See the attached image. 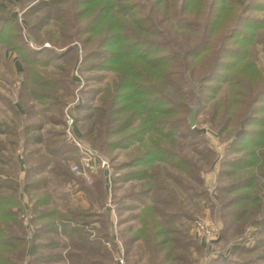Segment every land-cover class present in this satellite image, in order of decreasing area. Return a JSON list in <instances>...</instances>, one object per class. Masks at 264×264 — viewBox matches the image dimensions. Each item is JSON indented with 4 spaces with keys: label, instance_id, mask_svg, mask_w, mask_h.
Listing matches in <instances>:
<instances>
[{
    "label": "trees",
    "instance_id": "trees-1",
    "mask_svg": "<svg viewBox=\"0 0 264 264\" xmlns=\"http://www.w3.org/2000/svg\"><path fill=\"white\" fill-rule=\"evenodd\" d=\"M35 5L58 7L45 19L41 17L39 23L54 19L64 45L75 41L82 43L88 71H114L118 75L114 82L101 89L99 103L89 116L92 119L90 128L82 136L102 151L130 146L136 139L143 144L125 165L128 171L117 177V181L124 182L146 180L139 192H148V196L153 193V205L141 213L142 227L136 235L137 239H143L137 252L139 259L144 255L148 257L143 264H186L193 239L197 241L190 234L197 218L185 211L186 200L202 198V192L196 190L190 194L192 187L182 177L174 175L177 187L159 184L168 171L163 166L166 163L192 175L199 184L202 182L198 167L195 168L188 156L177 153L178 128H182L184 134L201 133L192 127L189 119L191 104L199 106L198 113L210 104L208 109L212 111L210 121L214 128L227 130L231 124L244 125L241 135L232 138L227 152L243 151L245 154L224 161V171L220 174L224 178L232 177L227 187L222 186L224 193L218 207L220 217L226 221L225 231L234 220L249 212L256 213L260 197L254 166L258 161V171L264 175V114L258 115L264 112V73L258 66L255 48L264 38V18L255 13L264 10V0H52ZM27 20L28 29L33 30L35 23ZM0 24L4 25L0 41L19 50L29 63L36 62L31 57L40 52L27 48V40L21 32H16L19 26L6 16L0 17ZM10 25L14 27L12 31L8 30ZM47 38L61 44L59 37L54 40L48 35ZM34 40L38 42L39 39L34 37ZM76 49V45H70L68 53L60 55L54 47L46 50L51 58L72 54L74 63L70 61V69L78 61ZM48 59L44 60L45 65L52 62ZM38 68L30 67L31 83L44 88L53 85L50 77L47 79L48 74ZM239 87L241 91L235 89ZM221 89L224 94L216 98V92ZM190 95L193 102L188 101ZM32 96L44 107L47 103L43 97L56 99L47 90H32ZM137 120L140 121L134 126ZM40 126L35 125L37 129ZM28 129L27 126L24 134L27 143L44 140L37 133L30 134ZM13 130L7 121L0 120V133L7 132L8 136L15 137L18 133ZM146 133L150 134L148 143L143 137ZM116 134L121 135L113 137ZM7 142L0 139V264H17L9 253H22L25 241L9 229V224L18 222L16 208L22 188L29 191L35 181L23 187L12 170L3 169L1 165L12 163L13 158ZM48 152L56 156L61 149H48ZM31 159L28 158V162ZM47 162L46 155H41L35 163L29 162L28 170L33 172ZM225 166L233 169L225 171ZM237 190L243 193H238L234 202L226 203L227 191ZM34 196L37 204L46 199ZM241 200L255 202L257 206L232 207ZM54 213L42 212L38 218L53 217ZM56 221L51 220L49 230L56 227ZM260 234L264 238L263 227ZM37 247L32 246L31 254L37 253ZM258 260L259 263H255L264 264V253ZM216 261L227 262L222 257Z\"/></svg>",
    "mask_w": 264,
    "mask_h": 264
},
{
    "label": "rangeland",
    "instance_id": "rangeland-1",
    "mask_svg": "<svg viewBox=\"0 0 264 264\" xmlns=\"http://www.w3.org/2000/svg\"><path fill=\"white\" fill-rule=\"evenodd\" d=\"M41 1L49 3L52 0H0V17L6 16L12 23L17 24L19 27L17 26L16 32H21L27 40V48L40 52L38 56L35 54L31 57V60L36 62L29 63V59L21 55L19 50L0 41V120L7 121L10 129L14 128L13 131L18 133L15 137L8 136L7 132L0 133V139L8 140V152L13 154V164L4 162L1 166L4 170H12L13 176L23 187L35 181V186L30 187L29 191L22 188L20 203L16 208L19 211L18 222L15 225L9 224V229L24 239V249L22 253L11 252L9 256L17 264H122L121 259L124 264H133L136 261L143 264L147 262L148 257L144 255L139 259L137 252L139 246L143 245V239H137L136 235L142 227L141 213L153 205V193L148 196V192H139L147 183L146 180L117 181V177L128 171L129 168L125 165H128L136 149L143 144L136 139L130 146L102 151L94 148L82 136L90 128L92 119L89 116L93 113L94 106L99 103L101 89L114 82L118 75L114 71H88L82 43L75 41L64 45L54 19L49 18L39 23L41 17L44 18L52 10L55 13L54 8L57 7L34 6ZM255 14L264 18V10ZM27 19L32 24L35 23L33 30L28 29ZM11 25L9 31L14 28ZM3 27L4 25L0 24V30ZM48 35L54 40L59 37L61 44L49 40ZM34 37L39 39L38 42ZM70 45H76V53L78 52V61L70 69L68 65L72 54L51 58V53L46 50L54 47V51L60 55L68 53ZM255 50L258 66L264 73V38L259 41ZM48 57V61L52 62L45 65L43 62ZM31 66H38V69L47 73V79L50 77L53 85L44 88L32 84ZM223 86H227V83L224 82ZM35 89L47 90L56 99L53 101L43 97V101L47 103V107H44L40 100L32 96V90ZM235 89L241 91L242 87ZM223 91L218 90L216 98L221 97ZM191 96H188V101L193 102ZM191 105L189 119L191 121V117L193 118L192 127L201 133L184 134L182 128H178L177 153L188 156L195 168L198 167L202 182L199 184L192 175L189 176L179 167L166 163L163 166H166L168 171L159 183L162 187L166 184L177 187L178 182H174L173 175L179 176L192 187L189 189L190 194L196 193V190L203 194L202 198L198 196L186 200L185 211L197 218L190 232L197 241L193 239L186 264H222L216 261L218 257L227 260L223 264H257L255 262H258L264 253V238L260 234V229L264 228V175L258 171L260 161L254 166L257 168L255 172L260 197L256 202V213L249 212L234 220L229 223L230 229L225 231L226 221L220 217L218 207L224 193L222 186L227 187L232 177L224 178L220 174L224 171V161L245 154L243 151L229 154L227 152L232 138L241 135L244 125L231 124L227 130L214 128L210 121V104L206 106L207 111L203 109L201 113L196 112L199 106ZM263 114L262 111L258 115L261 117ZM139 121H135L133 125H137ZM35 125H41V128L37 129ZM27 126L28 131L31 130L30 134L37 133L44 140L41 143H27L24 137ZM123 133H126V130ZM117 135L121 134L113 137H118ZM149 136V133L143 136L147 143ZM12 141L17 144L13 145ZM53 148H60L61 153L53 156L48 152V149ZM89 149L94 150L97 164L92 183L84 176L75 174L71 168L73 164L81 162ZM41 155H46L47 164L29 172V162L35 163ZM28 158L32 159L28 162ZM101 160H105L106 164L102 165ZM225 167V171L233 169L230 166ZM157 191L160 192V189L157 188ZM238 193L243 191H227L226 203L234 202ZM35 194L46 199L37 204ZM256 203L241 200L232 207L242 209L246 207L243 205L247 204L252 208ZM42 212L55 213L53 217L38 218ZM206 216L215 220L219 226V233L211 242L215 243L213 245L202 244L194 231L196 223ZM53 219L57 220V225L49 230L52 227L49 223ZM174 235L181 237L177 233ZM33 245H38L34 255L30 250Z\"/></svg>",
    "mask_w": 264,
    "mask_h": 264
},
{
    "label": "built area",
    "instance_id": "built-area-1",
    "mask_svg": "<svg viewBox=\"0 0 264 264\" xmlns=\"http://www.w3.org/2000/svg\"><path fill=\"white\" fill-rule=\"evenodd\" d=\"M95 160L96 156L94 152L90 149L86 150L85 156L82 157L81 162L72 165V171L77 175L84 176L88 182L92 183V175L97 172V164ZM100 163L105 165L106 161L101 160ZM194 231L200 242H203L202 244L213 245L215 243L211 242H213V240L217 237L219 233V226L215 220L206 216L196 223ZM121 263L124 264L122 259Z\"/></svg>",
    "mask_w": 264,
    "mask_h": 264
},
{
    "label": "water",
    "instance_id": "water-1",
    "mask_svg": "<svg viewBox=\"0 0 264 264\" xmlns=\"http://www.w3.org/2000/svg\"><path fill=\"white\" fill-rule=\"evenodd\" d=\"M191 124H194L193 118L191 117ZM91 148V147H90ZM92 150V149H91ZM94 152V150H92Z\"/></svg>",
    "mask_w": 264,
    "mask_h": 264
}]
</instances>
